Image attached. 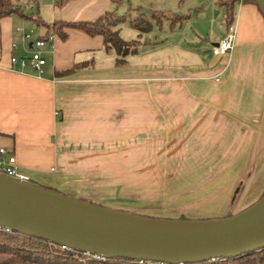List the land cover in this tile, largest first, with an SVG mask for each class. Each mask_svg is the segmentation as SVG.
I'll return each instance as SVG.
<instances>
[{
    "label": "crops",
    "instance_id": "obj_1",
    "mask_svg": "<svg viewBox=\"0 0 264 264\" xmlns=\"http://www.w3.org/2000/svg\"><path fill=\"white\" fill-rule=\"evenodd\" d=\"M209 2L211 47L178 40L170 59L139 49L117 67L101 36L71 29L66 41L57 37L43 48L41 75L11 64L28 55L24 33L35 40L56 21L93 22L114 8L111 0L62 8L45 0L36 16L43 24L0 19V148L16 156L29 182L112 208L127 196L155 197L159 181L168 182V195L171 180H181L186 212L219 219L234 197L231 215L255 204L264 195V16L256 5L238 3L234 49L215 56L212 46L227 25L217 0ZM183 28L181 36H190ZM82 63L91 67L58 75Z\"/></svg>",
    "mask_w": 264,
    "mask_h": 264
},
{
    "label": "water",
    "instance_id": "obj_2",
    "mask_svg": "<svg viewBox=\"0 0 264 264\" xmlns=\"http://www.w3.org/2000/svg\"><path fill=\"white\" fill-rule=\"evenodd\" d=\"M255 1L264 16V0ZM0 228L106 259L195 264L264 249V195L228 218L163 219L0 174Z\"/></svg>",
    "mask_w": 264,
    "mask_h": 264
},
{
    "label": "trees",
    "instance_id": "obj_3",
    "mask_svg": "<svg viewBox=\"0 0 264 264\" xmlns=\"http://www.w3.org/2000/svg\"><path fill=\"white\" fill-rule=\"evenodd\" d=\"M75 0H55V5L62 8ZM125 0H111L114 5L112 10H107L97 20L93 22H62L56 21L48 27V33L40 37L46 39L50 35H55L62 41L69 38L67 30H78L89 37L101 36L104 41V49L106 52H114L116 57V66L123 67L128 63L129 57L138 54V40L125 41L120 34V25L128 23L129 26L138 31L141 36L152 32L155 28L162 29L165 24L172 30L182 27V25L190 18L189 15L180 13H163L152 12L151 16L134 9L136 16L131 14L129 10L128 16L119 15L117 7ZM187 0H180L179 6L182 7ZM37 2V0H36ZM238 3L257 5L255 0H217V6L225 13V23L227 29L234 21L235 8ZM260 10V9H259ZM261 12V11H260ZM19 17L22 19H31L43 24L35 14H27L23 6L17 4L15 0H0V19L6 17ZM147 43V42H146ZM91 67V63L75 64V66L67 71L58 73L59 76H69L80 69ZM232 215L225 216L228 218ZM186 219V218H182ZM62 246L50 243L43 239L34 237H26L18 232L0 228V264H161L152 262H141L132 259H96L92 256H86L82 253L65 250ZM195 264H264V249L252 252L243 256L231 259H220L209 262H201Z\"/></svg>",
    "mask_w": 264,
    "mask_h": 264
},
{
    "label": "rangeland",
    "instance_id": "obj_4",
    "mask_svg": "<svg viewBox=\"0 0 264 264\" xmlns=\"http://www.w3.org/2000/svg\"><path fill=\"white\" fill-rule=\"evenodd\" d=\"M17 4L23 6L24 10L27 14H35L42 9V6L45 4V0H15ZM180 0H125L120 6L117 7V13L122 16H128L129 10L132 9L131 14L133 17L136 16V13L133 11L134 9H139L141 12L151 16L152 12H163V13H180L183 15H189L190 18L184 23L183 29L189 30V35L187 37L181 36V28H177L175 31L169 29L168 25L165 24L162 29L155 28L152 32L144 34L143 36L134 29H132L128 23H123L120 25V34L123 40L132 41L138 40L140 41L139 49L145 54H149L152 51H158L159 55H156L152 58H160L161 60L170 59L171 56H175L178 48L175 46L174 49H171V44L174 41L182 40L187 45H206V47H211V42L209 41V33L213 29L212 24V7L209 4V0H187L184 4V7H179ZM48 9H51L49 5ZM215 27L218 28V22L215 24ZM193 32H200V38L193 39L195 35L191 34ZM202 35V36H201ZM207 39V40H206ZM193 40V41H192ZM197 40V42L195 41ZM147 42V45H146ZM154 56V55H151ZM148 57V56H147ZM146 57V58H147ZM182 60V56H179ZM179 169L181 166H177ZM173 167L170 165L169 169L171 170ZM176 166H174V169ZM179 174L176 177H180ZM172 184V188L168 190V195H164L165 192L164 186L168 184V182L159 181L157 195L153 198H143L134 200L132 196H127L126 200H115L112 205H114L118 209H123L127 212L156 217V218H167V219H191L200 217L199 219H217L214 218L216 214L214 213H193L186 212L185 209L187 207L183 206L182 198H181V180L179 181H170ZM53 189V188H52ZM60 193L66 194L63 191L56 190ZM184 193V192H183ZM239 193V190L236 194ZM69 195V194H66ZM70 196V195H69ZM72 197L81 200V197L74 196ZM193 199V198H191ZM198 200L197 198H194ZM85 201V200H84ZM93 201V200H91ZM236 197L233 198L231 206L228 212L225 214L226 216L231 215L232 209L235 207ZM99 205L106 206L109 203L103 201H99ZM139 202V203H138ZM97 203V202H94ZM112 208V207H111ZM115 208V209H116ZM211 215V216H210ZM198 219V218H197Z\"/></svg>",
    "mask_w": 264,
    "mask_h": 264
},
{
    "label": "built area",
    "instance_id": "obj_5",
    "mask_svg": "<svg viewBox=\"0 0 264 264\" xmlns=\"http://www.w3.org/2000/svg\"><path fill=\"white\" fill-rule=\"evenodd\" d=\"M55 1V0H50ZM55 35H50L46 39L36 38L33 39L32 33H24L23 46L28 50V55L21 59L16 57L11 58V64L13 66H19L22 70L31 67L39 75L44 71L47 64L43 56V48L46 46L53 47L55 40ZM236 30L235 26L231 25L224 36V38L217 43V45L212 46V53L215 56L227 55L231 53L235 46ZM13 49H17L16 45H13ZM220 81V78H217ZM0 174L6 175L8 177L17 178L22 181H28L29 177L24 175L17 164L16 156L6 148H0ZM62 249L69 250L66 247H61ZM84 254V253H82ZM86 256H91L84 254ZM96 259H105L102 256H92Z\"/></svg>",
    "mask_w": 264,
    "mask_h": 264
}]
</instances>
